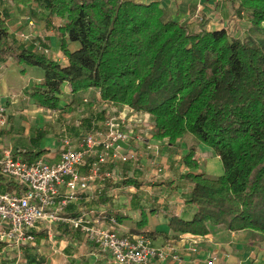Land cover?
<instances>
[{
    "label": "trees",
    "instance_id": "16d2710c",
    "mask_svg": "<svg viewBox=\"0 0 264 264\" xmlns=\"http://www.w3.org/2000/svg\"><path fill=\"white\" fill-rule=\"evenodd\" d=\"M15 1L37 4L48 24L60 21L53 27L65 64L49 58L35 41L11 33L0 11V62L11 58L43 70L44 80L30 91L37 105L58 110L65 86L73 95L97 89L111 106L146 114L156 139L211 148L224 173L216 179L187 176L198 213L191 221L173 216L172 227L204 235L208 224L223 225L264 237V0H239L236 13L247 26L243 37L206 30L202 16L201 21L194 16L196 26L177 22L156 3ZM71 43L78 48L70 50ZM19 188L13 183L2 191ZM25 253L29 264H41Z\"/></svg>",
    "mask_w": 264,
    "mask_h": 264
},
{
    "label": "crops",
    "instance_id": "0c3cea01",
    "mask_svg": "<svg viewBox=\"0 0 264 264\" xmlns=\"http://www.w3.org/2000/svg\"><path fill=\"white\" fill-rule=\"evenodd\" d=\"M132 1L159 4L173 20L192 26L198 25L194 16L199 11L208 31L226 29L237 37L246 33L245 17L236 13L239 0ZM0 8L6 14L11 33L18 38L28 35L30 39L26 42L35 41L40 48L43 46L42 51L49 58L61 64L67 62L53 27L59 23L58 19L48 24L45 11L37 4L26 7L15 0H0ZM27 18L34 24L30 25ZM69 48L75 50L78 44L71 43ZM43 80L44 72L39 67L19 64L11 58L0 62V106L6 109L8 120L7 126L0 128V158L11 154L29 163L43 160L56 164L66 148L65 140H69L71 148L79 149L86 135L104 132L105 121L111 115L128 114L126 107L119 109L104 102L97 89L73 95L68 86L63 89L58 110L43 108L30 98L33 86ZM101 116L105 120L99 121ZM90 117L91 126L86 128L83 121ZM131 126L135 133L140 132V127ZM187 143L159 145L156 156L142 143L127 144L129 147L123 153L133 155L134 160L110 162L104 167L115 170L117 180L93 182L89 191L81 193L60 214L65 220L38 223L30 231L33 241L16 246L0 240V264H29L26 250L36 255L41 264H116L108 253L88 243L85 235L66 221L80 216L102 228L114 224L121 236L147 235L157 248L172 245L180 259L149 264H209L212 257L217 258L215 264H263L264 237L257 233L232 232L226 226L208 224V233L195 235L172 227L173 216L191 221L198 213V207L190 202L193 183L187 176L204 174L216 179L224 173L219 156L211 148ZM190 153L192 159L188 158ZM92 161L87 158L86 166L80 168L82 174H89ZM159 168L163 170L160 174ZM11 184L5 178L0 183V192H13L2 191ZM66 193L63 187L62 197Z\"/></svg>",
    "mask_w": 264,
    "mask_h": 264
},
{
    "label": "built area",
    "instance_id": "2783aa9c",
    "mask_svg": "<svg viewBox=\"0 0 264 264\" xmlns=\"http://www.w3.org/2000/svg\"><path fill=\"white\" fill-rule=\"evenodd\" d=\"M13 0H9L12 2ZM1 11V8H0ZM202 20L198 11L195 14ZM30 25L33 20L27 18ZM20 40L26 42L28 35H21ZM127 113H115L104 124L103 133L86 135L80 143L79 149L70 147L69 140H65L66 148L61 159L56 164L43 160L25 162L11 154L0 158V170L9 183L18 185L19 190L0 192V240L16 246L25 241H33L30 231L42 221H61V213L79 195L87 192L93 182L100 180H117L115 170L104 169L106 164L128 163L134 156L123 153L124 148L118 145L119 141L125 144L142 143L147 151L154 156L158 154L159 145L149 141H142L131 129V125L143 127L146 114L135 112L126 107ZM6 109L0 106V128L7 126ZM87 158H92L90 172L84 175L80 168L86 166ZM158 169V173H162ZM66 188V195L62 197L61 190ZM101 190V189H100ZM56 208V209H54ZM54 209V211H52ZM76 230H80L91 245L104 253H108L116 264H149L152 261L178 262L179 255L172 245L157 248L147 235L121 236L114 224L107 228L91 223L84 216L69 219ZM216 257H212L209 264H215Z\"/></svg>",
    "mask_w": 264,
    "mask_h": 264
},
{
    "label": "rangeland",
    "instance_id": "374dc122",
    "mask_svg": "<svg viewBox=\"0 0 264 264\" xmlns=\"http://www.w3.org/2000/svg\"><path fill=\"white\" fill-rule=\"evenodd\" d=\"M78 114L75 116V119L78 118L77 117ZM139 130L140 132H138L137 135L140 137L142 141H149L152 144L160 145V147H162L163 144L167 143V140H158L154 137L155 135L154 126L152 125V122L147 117L145 118L144 126L139 128ZM187 142H188L187 143L188 145L192 143L190 140H187Z\"/></svg>",
    "mask_w": 264,
    "mask_h": 264
},
{
    "label": "water",
    "instance_id": "95a60500",
    "mask_svg": "<svg viewBox=\"0 0 264 264\" xmlns=\"http://www.w3.org/2000/svg\"><path fill=\"white\" fill-rule=\"evenodd\" d=\"M118 145L122 146L123 148H128V147H129L127 144H125V143L122 142V141H119V142H118Z\"/></svg>",
    "mask_w": 264,
    "mask_h": 264
}]
</instances>
